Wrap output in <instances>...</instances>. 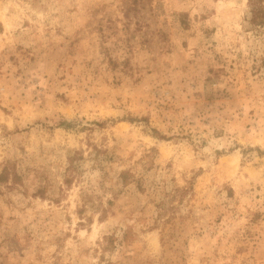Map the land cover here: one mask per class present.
Wrapping results in <instances>:
<instances>
[{
    "label": "rangeland",
    "instance_id": "374dc122",
    "mask_svg": "<svg viewBox=\"0 0 264 264\" xmlns=\"http://www.w3.org/2000/svg\"><path fill=\"white\" fill-rule=\"evenodd\" d=\"M4 167L0 264H264V2L0 0Z\"/></svg>",
    "mask_w": 264,
    "mask_h": 264
},
{
    "label": "trees",
    "instance_id": "16d2710c",
    "mask_svg": "<svg viewBox=\"0 0 264 264\" xmlns=\"http://www.w3.org/2000/svg\"><path fill=\"white\" fill-rule=\"evenodd\" d=\"M249 2L251 3V4H261V3H263L264 2V0H249ZM262 18H260V23H262V21L263 20H261ZM7 174H9V171H8V169H7V167H4L3 169H2V171L0 172V181H4L5 180V178L7 177Z\"/></svg>",
    "mask_w": 264,
    "mask_h": 264
}]
</instances>
